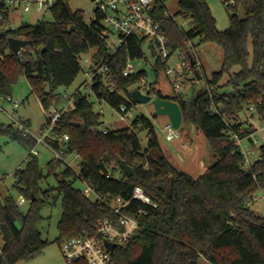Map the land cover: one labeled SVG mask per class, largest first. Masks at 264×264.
I'll return each mask as SVG.
<instances>
[{"label":"trees","instance_id":"trees-1","mask_svg":"<svg viewBox=\"0 0 264 264\" xmlns=\"http://www.w3.org/2000/svg\"><path fill=\"white\" fill-rule=\"evenodd\" d=\"M68 1L54 0L49 9L52 21L13 30L3 29L9 12L0 5V94L10 95V86L24 76L47 111L56 89L70 87L80 73L79 56L94 50L91 64L107 67L104 76L94 78L91 91L96 99L114 109L135 105L130 91L146 74L137 71L124 78L122 70L128 59L143 58L145 42L130 37L110 54L100 37L99 18L86 24L83 12H72ZM177 5L179 13L190 20L187 30L168 15L164 4L157 2L153 15L167 35L171 55L181 51L189 70L194 69L196 65L192 67L190 59L195 58L187 52L186 44L199 38L201 43H215L222 49L221 68L206 80V88L193 93L188 111L190 97L175 93L165 73L166 63L160 59L155 58L153 81L146 85L145 92L179 105L183 118L189 119L206 140L214 163L197 177L174 167L161 152L152 124L143 115L132 121L133 129H109L104 135L91 132V127L100 124V115L93 112L92 103L78 88L72 94L73 109L61 115L58 131L68 135L63 157L76 153L79 171L60 160H51L44 175L37 158L28 154L24 168L13 173L12 185L28 203L27 211L22 213L10 196L0 203V264L27 261L47 246L39 225L43 221L41 211L50 205L53 192V200L61 198L56 243L92 232L100 220L116 218L108 207L74 188L78 180L102 198L130 200L133 189L140 187L156 204L152 208L131 200L122 210L133 215L141 208L147 215L140 219L141 230L112 252L117 264H197L199 258L209 264H264V217L252 211L248 203L257 191L264 192V144L258 148V159L245 171L241 154L224 133L226 121L235 122L233 129L238 131L242 126L239 114L250 106L258 122L264 123V0H232L231 9L244 5L246 12L239 18L232 11L224 31L217 29L205 0H178ZM9 38L25 40L27 45L14 54L8 47ZM234 67H239L235 73ZM225 88L229 90L223 91ZM73 123H82L86 129ZM139 130H148L145 148L137 137ZM254 131L248 130L241 137ZM0 134L15 136L30 148L35 145L33 138L23 137L11 124H0ZM53 146L57 148V144ZM119 161L132 169L130 176L121 171ZM49 175H53L56 186L42 189L40 185Z\"/></svg>","mask_w":264,"mask_h":264},{"label":"rangeland","instance_id":"rangeland-1","mask_svg":"<svg viewBox=\"0 0 264 264\" xmlns=\"http://www.w3.org/2000/svg\"><path fill=\"white\" fill-rule=\"evenodd\" d=\"M177 2L178 0H165L164 5L166 11L179 27L183 30H187L191 25L190 20L184 18L179 13ZM205 2L215 18L217 29L220 31L228 29L229 16L232 14V11H234L239 18H243L246 12V7L244 5H238L235 9H231L232 0H205ZM67 6L72 12H83V20L86 24L91 22L95 10V2L93 0H69ZM39 21H52L49 9H44L42 12L37 13L33 9L30 11H23V9L15 7L9 11L3 29L8 30L10 27L17 28L22 25H33ZM186 50L195 58L196 66L192 70L186 67L185 72L183 74L181 72L182 76L177 78V81L182 85V94L185 97H190L191 88H194V92L206 88V80L210 79L213 73L220 70L223 52L215 43H201L199 38L187 42ZM248 50L251 54L250 43L248 45ZM142 52L143 58L132 60L130 63L135 71L145 72L146 82L149 84L153 81L152 66L156 57L148 43H144ZM93 53L94 50H90L88 53L79 56L80 73L70 87H60L56 89L54 93L55 98L49 110H60L65 108L68 102L66 99H63V97L72 98V94L75 90L80 88V92L86 95L92 103L93 112L99 113V111H102L100 123L103 127L112 130L127 127V123L119 122V117L114 108L103 101H98L88 88L82 87L83 83H88L90 80L91 57ZM180 56H182V52L176 50L168 59L167 66L171 69H175L177 64L181 62L179 59ZM238 70L239 67H234L232 72L235 73ZM195 72L198 73L200 79H196ZM170 78L172 79L173 77L170 76ZM226 78L227 77H224L220 84H225ZM134 89H137L136 86H134L132 90ZM45 90H47V87ZM227 90H229V88L223 89V91ZM9 92L10 95L8 96L18 103V107L13 108L10 103L4 101H0V107L13 119L25 121L26 123L28 122V128L31 134L37 136L46 122L48 112L46 113V111L43 110L38 97L32 92L27 79L24 76H20L17 81L10 86ZM132 106H134L132 112L135 117L143 115L151 122L161 152L174 167L184 170L193 177H197L214 163L215 159L212 150L204 137L200 133H197L194 127L189 124V119H182L181 126L178 128L179 137L177 139L166 141L165 135L161 130L168 119L164 116L156 115L151 103H135V105ZM187 120L188 122H186ZM239 122L242 124L240 128H246V132L248 130H256L260 127L256 114L249 111H243L239 114ZM0 124H10L7 117L1 112ZM136 134L141 147L145 148L147 146L148 130H139L136 131ZM254 139L256 143L253 146L250 144L247 146V148L251 150V156L249 157L250 162H254L259 157L258 148L264 144L263 133L257 132L254 135ZM29 150L30 147L17 137L0 134V203H3L4 198L7 196H10L16 204H18L19 200L22 198L19 192L12 187L13 173L24 168L25 159L29 154ZM34 150L36 151L35 157L37 158L39 168L42 173L46 175V165L49 161L54 159V154L41 144L35 145ZM78 164L79 161L75 159L73 155H68L65 158V165L69 166L76 173L79 171ZM40 186L42 189L55 187L56 182L53 175H49ZM73 187L80 191L88 188L86 184L79 180L74 183ZM55 197L56 193L53 192L49 201L50 205L41 211L43 221L39 225V231L42 239L48 241L47 246L33 258L19 262L18 264H67L61 255L59 243L55 242L58 237L56 226L61 216V198L57 197L53 200ZM254 197L257 198V200H253L249 208L264 217V192L259 190ZM88 198L94 201L92 195ZM18 208L22 213H25L28 209V203L25 202L22 205H18ZM1 245L2 239L0 235V246ZM197 264L209 263L204 258H199Z\"/></svg>","mask_w":264,"mask_h":264},{"label":"built area","instance_id":"built-area-1","mask_svg":"<svg viewBox=\"0 0 264 264\" xmlns=\"http://www.w3.org/2000/svg\"><path fill=\"white\" fill-rule=\"evenodd\" d=\"M95 2L94 14L91 21H95L99 18L101 24L100 37L105 41L110 54H114L120 46H122L130 37H136L139 40H143L148 43L155 54L157 59L166 63L165 73L173 83V87L176 94L182 93V85L178 83L177 78L182 76L181 72L187 67L183 56L179 59L181 62L177 64L175 69H171L167 66L168 59L172 56L168 49V38L161 25L154 20L155 4L157 2L164 4L165 0H93ZM0 5L3 11H10L12 8L18 7L23 11H30L33 9L35 12L40 13L44 9H50L54 5V0H0ZM11 30L15 29L10 27ZM0 55V59H2ZM132 60L126 61L125 67L122 70V76L127 78L133 74H136L134 67L130 63ZM107 72L106 65L93 66L90 68V80L88 83H83V88H88L91 91V87L94 84V78L96 76L102 77ZM105 85H108L107 79H104ZM147 82L146 77L140 78L136 83V88L143 94L145 92ZM109 88H113L112 85ZM93 93V92H92ZM153 96V95H152ZM88 99V97L85 95ZM66 99L68 104L65 108L56 110H47L46 122L44 127L40 130L37 136L32 135L27 123L21 120L13 119L4 109L0 107V112L4 114L10 121V124L15 130L23 137H31L35 141V145L41 144L47 150L54 154V161L60 160L65 165V158L63 152L66 150L65 145L68 141L67 134H60L58 131V123L61 115L67 110L73 109V97ZM0 101L10 103L13 108L18 107V103L13 101L10 96H4L0 94ZM134 106L127 107L126 105H120L116 110L119 117V122L127 123L128 128L133 129L132 121L135 116L132 112ZM243 111L253 112V107L245 108ZM242 111V112H243ZM218 112V110H215ZM100 116L102 111L98 113ZM235 122L226 121L224 133L234 142L239 153L242 156V169L248 171L253 162H250L251 150L247 148L248 144L254 145L256 140L254 135L257 132L263 133L264 138V123L260 124L249 136L241 137L246 132V128H240L238 131L233 129ZM91 132L106 134L109 129L103 127L100 123L97 126L90 128ZM162 133L165 135L166 141H172L179 137L178 129H174L169 121H167L162 128ZM54 144H57V148H54ZM34 145V146H35ZM32 146L29 150L31 155L36 154ZM75 159L79 161V156L76 153H72ZM258 159V158H257ZM256 161V160H255ZM66 167H69L65 165ZM70 168V167H69ZM82 182V181H81ZM87 189L81 191V194L85 197L92 195L94 201L99 204H103L108 207L114 215L115 219H103L98 221L93 226V231L90 233H84L78 236L63 239L59 244L60 252L67 264H117L113 257L112 252L118 246H124L134 235H136L142 228L140 219L147 215V211L141 208L137 209L133 215L123 214L122 210L130 203L131 200L140 202L141 204L155 208L156 204L143 192L140 187H135L132 191L130 200H123L120 197L111 198L100 197L94 190L87 185ZM253 198L248 203L251 204ZM26 201L21 198L17 205H22ZM105 242L114 244L113 250H109Z\"/></svg>","mask_w":264,"mask_h":264},{"label":"water","instance_id":"water-1","mask_svg":"<svg viewBox=\"0 0 264 264\" xmlns=\"http://www.w3.org/2000/svg\"><path fill=\"white\" fill-rule=\"evenodd\" d=\"M7 43L9 50L14 54H18L27 45V41L18 38H9L7 40ZM190 65L194 67L196 65V62L190 59ZM195 76L196 79H200V76L198 75L197 72H195ZM193 93H194V88H191V96L189 98L187 111L189 110V104L193 100L194 97ZM130 96L131 99L134 101V103L137 104L151 103L155 114L166 117L174 129H178L181 126L183 119L182 111L176 102L162 100L156 96H152L149 94H143L138 89H134L130 91ZM186 122H188V120ZM72 125L80 128L83 131L86 129V126L82 123H73ZM119 167L125 175L127 176L131 175L132 169L124 161H119ZM105 245L109 250H113L115 247L114 244H110L108 242H105Z\"/></svg>","mask_w":264,"mask_h":264},{"label":"crops","instance_id":"crops-1","mask_svg":"<svg viewBox=\"0 0 264 264\" xmlns=\"http://www.w3.org/2000/svg\"><path fill=\"white\" fill-rule=\"evenodd\" d=\"M0 248H1V246H0Z\"/></svg>","mask_w":264,"mask_h":264}]
</instances>
